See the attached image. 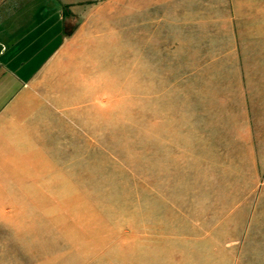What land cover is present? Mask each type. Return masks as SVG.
I'll list each match as a JSON object with an SVG mask.
<instances>
[{
	"label": "crops",
	"instance_id": "1",
	"mask_svg": "<svg viewBox=\"0 0 264 264\" xmlns=\"http://www.w3.org/2000/svg\"><path fill=\"white\" fill-rule=\"evenodd\" d=\"M17 1L0 0V142L13 147L48 129L57 160L66 159L61 155L89 127L94 102L107 91L102 81L92 83L90 93L87 86L77 91V82L92 79L89 54L99 56L106 37L113 46H128L123 34L130 32L134 76L138 71L139 84L148 67L150 110L164 113L159 138L180 144L181 158L196 152L201 161H216L214 171H220L214 176L231 171L218 162L254 160L258 169L257 160L264 159V0H124L121 12L115 0H101L77 13L80 22L72 32L62 20L67 1ZM32 2L37 8L25 14ZM142 36L148 44H138V55ZM220 201L201 202L204 215L152 218L147 236L133 234L139 248L133 264H156L154 256L164 249L161 264H232L228 251L221 262L213 235L203 241L220 223L211 212L223 207ZM168 226L173 242L152 243L165 237L160 234ZM142 248L148 258L142 259Z\"/></svg>",
	"mask_w": 264,
	"mask_h": 264
},
{
	"label": "rangeland",
	"instance_id": "2",
	"mask_svg": "<svg viewBox=\"0 0 264 264\" xmlns=\"http://www.w3.org/2000/svg\"><path fill=\"white\" fill-rule=\"evenodd\" d=\"M65 1L83 2L78 13L101 0ZM113 3L121 12L124 0ZM37 4L26 5L25 14ZM124 36L130 38L128 46L122 41L113 46L106 37L102 53L89 54L92 79L86 85L77 82V91L87 86L90 93L92 83L94 87L100 81L108 84L107 91L94 102L89 127L61 155L66 159L57 160L48 129L40 138L30 134L13 147L0 142V264H125V254L133 264L139 255L133 234L147 236L152 218L171 220L187 212L204 215L200 203L215 200H221L223 207L212 208V218L221 220L203 241L214 236L221 262L228 251L232 264H264V159L257 160L258 169L254 160L218 162L230 165L231 171L214 176L220 171H214L216 161H201L196 152L181 158L180 144L171 137L167 144L159 138L164 113L151 112L148 67L142 69L138 84L132 34ZM147 38L137 40V53L138 44H148ZM44 174L54 177L40 178ZM220 185L235 191L221 190ZM163 230L169 231L152 243L173 242L168 235L171 227ZM143 253L142 248V259L150 256ZM159 253L153 255L156 264L165 259V249Z\"/></svg>",
	"mask_w": 264,
	"mask_h": 264
},
{
	"label": "trees",
	"instance_id": "3",
	"mask_svg": "<svg viewBox=\"0 0 264 264\" xmlns=\"http://www.w3.org/2000/svg\"><path fill=\"white\" fill-rule=\"evenodd\" d=\"M81 5H83V2H66L62 5V20L64 26L67 27L70 32H72L80 22L76 8Z\"/></svg>",
	"mask_w": 264,
	"mask_h": 264
}]
</instances>
